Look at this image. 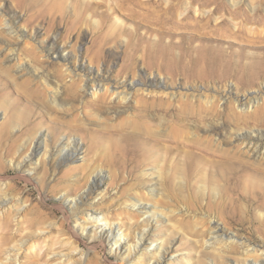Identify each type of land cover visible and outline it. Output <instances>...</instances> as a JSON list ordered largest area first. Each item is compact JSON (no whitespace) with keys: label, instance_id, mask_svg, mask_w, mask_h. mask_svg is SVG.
<instances>
[{"label":"rangeland","instance_id":"rangeland-1","mask_svg":"<svg viewBox=\"0 0 264 264\" xmlns=\"http://www.w3.org/2000/svg\"><path fill=\"white\" fill-rule=\"evenodd\" d=\"M222 1L200 2L189 17L209 14V27L226 24L230 31L238 23L241 38L175 24L159 28L104 0H0V264H135L134 249L118 257L111 252L118 243H100L110 226L118 230L114 238L132 244L143 235L153 246L140 251L147 263L160 244L172 246V264H245L241 242L264 246V156L246 153L227 134L234 126H214L211 112L198 122L208 113L204 97L229 91L235 99L261 97L264 69L241 90L238 73L222 84L183 74L189 60L201 64L200 53L241 66L264 58V21L257 23L264 4ZM174 7L168 16L181 18ZM51 44L67 65L47 53ZM85 74L107 79L102 104L94 92L103 91L86 87ZM166 90L176 93L171 103L161 98ZM185 93L193 94L189 104L181 102ZM257 130L264 133V125L234 129ZM174 137L185 141L173 146ZM258 146L264 155V137ZM209 221L222 239L213 238Z\"/></svg>","mask_w":264,"mask_h":264},{"label":"bare ground","instance_id":"bare-ground-1","mask_svg":"<svg viewBox=\"0 0 264 264\" xmlns=\"http://www.w3.org/2000/svg\"><path fill=\"white\" fill-rule=\"evenodd\" d=\"M100 1L102 2V0H100ZM104 1H105V3L115 5L116 7H120V8L125 9V10H130L131 13L133 14V16H136V17L143 19V20H147L150 24L158 26L159 28H165L168 24H175L176 26L192 28L195 30L199 29L201 31L203 30L204 32H207V34H211V35L212 34H220L219 33L220 31H226V34L231 33V36H235L236 39H237V37L241 38L239 36L240 35L239 33H241V34L244 33V29L242 28V26L238 25V23L235 24V27H234L235 30H233V31H230V29L227 30V28L225 26L226 24L224 26H222L221 24L219 25L218 23H216L212 27H209V23H210V20L208 19L209 14L207 15V18L205 16V19H204V17L199 19L200 15H194L193 17H189V14L192 13V7L193 6H199L200 2H203V4H201L200 6H204V5L220 6L223 3L222 0H187L185 7L182 6V0H170V1H177L176 5L169 3L170 2L169 0H104ZM242 1L244 2V0H231L232 5H233L232 7H238L242 3ZM253 1L255 2L254 5H256V6L264 4V0H253ZM171 5H173V7L175 6L174 9L172 10L174 13L179 12V10L177 9V5L182 6L181 10L183 9V11L179 12L181 14V18L176 19L174 17L168 16V12L170 11L169 7ZM131 6L140 8L141 10L147 9L146 11L148 13H146V12L145 13L134 12L133 9H130ZM154 7H156V9ZM26 9H27V11H31L33 8L31 6H28ZM197 11L195 10V13H197ZM233 14H234V12H233ZM235 14H236V12H235ZM211 21H213V20H211ZM249 21H250L249 17H246L241 22H244V25H245V24H248ZM262 21H264V16H263V19H261L260 21L258 20L257 23L262 22ZM241 22H239V23H241ZM221 23L224 24L225 22H223V20H222ZM9 28H11V32L15 33L16 26L13 23L9 22ZM108 36L110 38H114L113 37L114 35L109 34ZM253 41H255V40L253 39ZM47 53L55 56L57 59H60L61 61H64L66 63L65 65H67L68 59H67L66 55H64L63 53H60L58 50H55L53 44H51V46H49V48L47 49ZM196 55L201 57V61H200L201 64L199 66L193 67V65H198V61L196 60L197 58H195V56H194L195 60L194 61H193V59L189 60L187 62V64L184 66L185 69L183 71V74L186 75L185 77L187 79L191 80L192 82L197 81L196 77L205 76L207 78L206 79L207 82L213 81L214 84L215 83L222 84V83L226 82L228 80V78L234 77L233 73H238L239 77L236 79L238 86L236 87V89L241 90L242 88H244L246 86L247 83L248 84L250 82L253 83V81L257 78V76L260 74V72L262 73V69H264V67H263L264 62L260 63L261 61H264V58H262V57H259L258 61H254V62H250V63H244V65L241 66L240 60H239L240 62H238V61L232 62V61H229L227 58H225V56H221L219 54H216V55L213 54V55L207 56L205 54L200 53V54H196ZM191 58H193V57H191ZM235 63L237 64L238 67L235 65ZM83 67L84 66L81 64L79 66L78 70L80 72H83ZM239 67H241V68H239ZM195 74L197 76H195ZM170 75H171V77H173V76L175 77L178 75V73L176 70H174V71H172V73ZM84 76H86V78L89 77L85 83L86 87L91 86V88L96 89L94 91H98V90L103 91V93L98 94L97 96L94 92V98L96 101L95 104H97V105L102 104L108 96L107 90L109 89V84L106 81L107 79L104 78V80L101 79L100 81L97 82L95 80V78L90 79V75H88V74H85ZM147 84H148V86H154L153 81H151V83H147ZM137 85H138V83L131 84L130 88L136 87ZM118 89H115V91ZM125 89H126V87L122 88L121 91H125ZM218 92L220 93V89H218ZM122 93L119 92V95ZM123 95H121V98L124 101H126V99H127L126 97L128 96V93H127V95H124V96ZM163 95L165 97H167V99L166 98L162 99V100H164L163 103H171L170 99L173 98L176 95V93L170 92V91L169 92L164 91V93L162 92L161 98L164 97ZM189 95H193V94L185 93L184 96L187 98H185L186 100H183V101L181 99V102L182 103L184 102L185 104H189V100H188ZM260 99L262 101L261 104H260ZM199 100L200 99H198L197 101H199ZM166 101H168V102H166ZM221 102L223 104L220 106ZM203 103H204V105H207L208 113L205 116V118L200 117L198 122L201 123L203 120L205 122V121H207L208 118H210L208 120L211 121V123L214 122V124H215L214 126H217V127L221 126V128H222V126H225L226 124H231L234 127H231L230 130L227 132V134L232 135L233 138L237 142L242 144L246 153L247 152L248 153H257L254 156L256 158L261 157V159H263L262 156H264V155L260 150L257 149V147H259L258 144L261 141L262 137H264V133L260 130L253 131L254 133H249V132L239 133V132L234 131V129L237 127L238 128L239 127L240 128L246 127V125L249 124V122H252L253 124H256V125L257 124L258 125L259 124L264 125V92H263L261 97H258L257 94L256 95L252 94V96H249V97H245V98L236 97V99H235V96H234L232 91H229L228 93H225L222 95L216 93V95H214V96L204 97ZM236 107L240 111L236 110ZM251 108H254V109L251 110ZM209 112H211V115L207 118L208 114H210ZM210 131H212V128L210 129ZM184 141H185L184 139L180 140L179 138H176V137L171 138V143L173 144V146H178V144L180 142L182 143ZM206 147H208V146H206ZM212 148L208 147V150L211 151ZM71 149H72L71 152L73 153L72 154L73 156L75 154H77V153H74V152H77V150H78L77 146L75 147L73 145ZM252 156H253V154H252ZM97 181H98V178L95 177L92 181V184H95ZM92 184H91V186H92ZM88 192H89V195L92 194L91 189ZM4 203H5V200H4ZM154 214H152V215H154ZM81 216H82V218H85V217L87 218V215L84 212L81 213ZM261 217L264 220V214H262ZM209 223L212 226L211 227V229H212L211 234L213 235V238L218 237L219 239H222L223 234H222V232H220L221 229H220L219 225L212 222V221H209ZM97 228H98V226L96 224H94L92 226V231L94 232ZM114 229L115 228H112V226H110L109 230L107 232L102 231V233L100 234L99 240H100L101 244H104V242L107 244L118 243L115 248L113 247V245L111 247V252L115 253L116 256L121 257L120 255L123 253H126L127 256H130L132 253V249H134V257L135 258H133V259H135V264H167V262H166L167 260H170L169 261L170 264L173 263L172 260L174 258L172 257V254H171L172 253L171 252L172 246L165 249L162 247L163 245L160 244L159 250L155 249V250H152L149 252V254L151 255L150 261L148 263L143 262L142 261V254H141L142 252H140V251L143 250L144 246H147V248L153 247V246L148 245L145 242L146 238H144L143 235H141V237L138 240L139 243L138 244H132V243H130V240H128V238L126 237L127 235H125L126 239H123V240L121 239L122 235H119L120 236L119 238H114L113 235L118 234L117 233L118 230L117 229L114 230ZM228 240L231 241V243H236V244L238 243V240L232 239V237L228 238ZM241 244L245 246V254L247 257L248 256L255 257V258L252 257V259L246 257L244 259L245 264H264V246L260 247V249H255V248L251 247V245L245 243V241L241 242ZM132 245H134L133 248H132ZM160 251H163V252H161V254H160ZM153 258L155 260H153Z\"/></svg>","mask_w":264,"mask_h":264}]
</instances>
